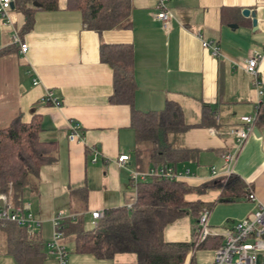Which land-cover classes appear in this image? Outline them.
<instances>
[{
	"label": "crops",
	"instance_id": "1",
	"mask_svg": "<svg viewBox=\"0 0 264 264\" xmlns=\"http://www.w3.org/2000/svg\"><path fill=\"white\" fill-rule=\"evenodd\" d=\"M156 1L131 0V27L101 33L87 29L78 11L65 9V0H59L58 10H37L32 30L23 36L19 34L20 13L12 8L9 22L0 18V79L15 82L12 101L4 94L0 105L13 114L10 119L18 115L29 122L39 115L41 137L57 142L55 160L41 167L20 203L28 204L42 222L36 230L46 254L42 264H54L46 242L55 213L77 214L85 228H90L91 211L130 207L136 198L130 181V171L136 169L131 107L109 102L112 71L100 60L103 43L132 45L134 108L160 110L167 100L180 105L188 128L167 135L173 148L192 152L176 165L177 170H190L180 180L198 186L234 174L264 205V125L257 127L256 123L239 149L231 133L242 124L240 117L253 115L258 101L264 99V55L259 62L261 96L244 69L252 50L264 52V0H170L172 18L167 28L156 18ZM244 8L255 13V27L251 16L242 15ZM198 32L219 46V56L203 48ZM15 33L27 44L25 54L13 42ZM46 90L52 91L60 106L42 102ZM203 105L211 109L206 122L202 120ZM71 121L79 124L82 140H69ZM92 147L98 152L95 161L89 151ZM122 153L130 157L124 167L116 162ZM230 153L234 155L228 162L224 156ZM206 194L205 201L214 202L209 224L219 234L255 209L245 195L221 200L217 187ZM195 230L197 225L185 216L167 226L163 237L169 242H189ZM66 246L68 264H136L133 253L102 260L75 252L72 242ZM186 260L187 256L183 264ZM0 264H17L7 251L1 227Z\"/></svg>",
	"mask_w": 264,
	"mask_h": 264
},
{
	"label": "trees",
	"instance_id": "2",
	"mask_svg": "<svg viewBox=\"0 0 264 264\" xmlns=\"http://www.w3.org/2000/svg\"><path fill=\"white\" fill-rule=\"evenodd\" d=\"M13 3V9L23 16L21 36L32 30L37 10L59 9V0H14ZM64 8L78 11L86 28L98 33L131 27V0H65ZM224 11L221 12L222 20ZM12 50L16 51V47ZM99 55L112 71L109 102L131 107L135 168L146 170L163 164L176 168L178 163L188 159L191 151L173 148L167 140L168 133H179L188 128L177 102L167 100L160 110L141 111L133 107L136 84L132 45L103 43ZM210 110L209 106L203 105V121L211 116ZM41 121L39 115H34L29 122H23L17 115L0 127V195L8 196L13 205L21 203L24 190L34 184L41 167L56 158L57 142L41 137ZM256 123L257 127L264 125V104ZM214 187L220 189L219 199L225 201L238 200L249 190V185L234 174L222 181L212 180L198 186L165 178L141 181L135 186L136 198L130 207L104 209L96 225L85 228L82 217L68 219L64 242H72L77 253L102 260L133 253L136 264H183L194 245L197 230L189 242L166 241L164 230L185 216L197 222L203 208L210 211L214 202L200 197L189 200L187 195L195 192L202 196ZM0 227L5 234L7 251L17 264H42L46 254L37 232L28 234L24 228L10 222L0 223ZM222 240V236H209L198 248L215 250Z\"/></svg>",
	"mask_w": 264,
	"mask_h": 264
},
{
	"label": "built area",
	"instance_id": "3",
	"mask_svg": "<svg viewBox=\"0 0 264 264\" xmlns=\"http://www.w3.org/2000/svg\"><path fill=\"white\" fill-rule=\"evenodd\" d=\"M14 0H0V18L3 22H9V12L12 10L11 5ZM170 0H157L155 8L157 10L156 18L161 22L164 28L169 26L172 15L168 8ZM203 48L208 49L213 56H219L220 48L217 44L204 40L200 32L196 34ZM13 42L19 48L21 54L27 51V44L23 42L18 34L13 35ZM264 52L252 50L246 60L245 71L251 76V82L261 96L263 91L260 88L259 80V62ZM37 81L33 79V84ZM42 102L50 103L54 106H60L61 102L55 98L52 91L46 90L41 98ZM264 99H260L255 106L253 115H244L240 117L241 125L231 130L236 142V148L239 149L247 139L248 135L255 128L258 115L262 111ZM79 124L75 121L69 123V140H82L83 134L79 130ZM91 160L95 161L98 155L97 148H90ZM234 154H226L224 158L230 162ZM128 154H119L116 162L119 166L124 167L129 162ZM190 174L188 168L177 170L171 165L152 166L146 170L133 169L130 171V181L136 186L138 182L147 181L152 178H165L169 180H180L183 176ZM213 176L216 172L212 169ZM229 176V175H228ZM227 176V177H228ZM255 204L253 212L234 223L223 233L213 230L209 224L210 211L203 208L197 219V234L194 239V245L187 253L186 264H190V260L199 245L209 236H222V244L214 250L211 261L207 264H256L257 254L264 250V205L257 200L252 189H249L244 197ZM103 212L99 210L91 211L92 225H96L102 217ZM77 214L57 212L51 218V236L46 242V248L49 255L54 259V264H68V249L64 242L65 222L75 220ZM13 223L18 227L24 228L28 234H34L41 227V221L36 218L30 211L28 204L13 205L9 197L0 195V223Z\"/></svg>",
	"mask_w": 264,
	"mask_h": 264
},
{
	"label": "rangeland",
	"instance_id": "4",
	"mask_svg": "<svg viewBox=\"0 0 264 264\" xmlns=\"http://www.w3.org/2000/svg\"><path fill=\"white\" fill-rule=\"evenodd\" d=\"M10 72H11V69H10ZM14 83L15 82H13L11 79H2L1 78L0 79V96L4 95V94H9L8 98L10 99V101H12V93L15 90V88H14L15 84ZM12 116H13V114H12ZM12 116H11V114H9L6 106L1 107V105H0V127L5 126L8 123V120L10 119V117H12ZM208 194H211V191L208 192ZM208 194L199 196L197 193L192 192V193H189L187 195V199L193 200V199L200 197L201 199L206 200L209 198ZM189 218L191 220V223L193 225H195L196 219H194L192 217H189ZM213 254H214V251L212 249L198 248L194 252L192 264H207L209 261H211ZM256 264H264V250L260 251L257 254Z\"/></svg>",
	"mask_w": 264,
	"mask_h": 264
},
{
	"label": "water",
	"instance_id": "5",
	"mask_svg": "<svg viewBox=\"0 0 264 264\" xmlns=\"http://www.w3.org/2000/svg\"><path fill=\"white\" fill-rule=\"evenodd\" d=\"M36 5H37V3H34V6H36ZM11 8H14V3H12ZM241 13L244 16H251L253 26L255 27V25H256L255 13L253 11H251L249 8H244ZM255 131L257 132V130H255Z\"/></svg>",
	"mask_w": 264,
	"mask_h": 264
}]
</instances>
